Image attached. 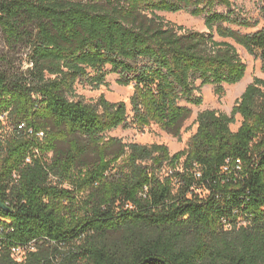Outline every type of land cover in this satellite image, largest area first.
Wrapping results in <instances>:
<instances>
[{"label": "trees", "instance_id": "16d2710c", "mask_svg": "<svg viewBox=\"0 0 264 264\" xmlns=\"http://www.w3.org/2000/svg\"><path fill=\"white\" fill-rule=\"evenodd\" d=\"M257 10L233 0H0V218L12 229L0 264H264V79L231 114L201 111L173 155L108 137L128 125L127 103L76 92L116 73L135 88L134 124L180 135L192 114L182 102L201 105L204 85L222 94L245 77L237 45L264 71V0ZM160 11H187L207 31ZM32 242L22 261L13 256Z\"/></svg>", "mask_w": 264, "mask_h": 264}, {"label": "rangeland", "instance_id": "374dc122", "mask_svg": "<svg viewBox=\"0 0 264 264\" xmlns=\"http://www.w3.org/2000/svg\"><path fill=\"white\" fill-rule=\"evenodd\" d=\"M233 2L242 11L257 15L258 5L260 0H233ZM158 15L165 18L178 26L186 28L207 31L204 19L191 15L187 11L180 12H157ZM238 50L247 63V71L245 77L236 84H225L222 94L216 92L215 85H204L200 90V95L203 97L201 105L182 104L188 105L192 108V114L182 124L180 135H175L165 129L159 124L152 123L149 126L140 128L132 122V105L131 97L135 92L133 85L124 86L118 83L119 75L116 73H109L107 75L106 84L101 85L99 88H93L87 82H78L76 84V92L80 98L86 102L96 103L100 97L104 96L111 102L125 101L128 105L131 118L126 126H120L116 129L108 131V137H116L122 139L124 143L137 142L140 144H164L169 148L170 153L173 155L188 147L190 138L196 133L198 123L196 118L198 114L206 109H215L220 112L231 114L237 100L243 95L247 86L251 84L255 78L264 79V71L262 70V63L259 59L250 55L246 49L237 45ZM26 67V66H25ZM242 123V117L238 114L236 122L231 125V128L236 131ZM48 156H52L50 152ZM170 172L169 166H164L163 172Z\"/></svg>", "mask_w": 264, "mask_h": 264}, {"label": "built area", "instance_id": "2783aa9c", "mask_svg": "<svg viewBox=\"0 0 264 264\" xmlns=\"http://www.w3.org/2000/svg\"><path fill=\"white\" fill-rule=\"evenodd\" d=\"M23 125L24 124H22L21 127ZM39 135L43 136L44 133L41 132ZM28 161H30V159H28ZM236 167H237V169H242L241 160L237 161ZM227 169H228V167H225V170H227ZM8 224H10V221L8 219L0 218V247H1V241H2V239L4 237V233L6 231L10 232L12 230V229L9 228ZM29 249H31V250H35L36 249L35 246H34V242H32L29 245V248L28 247H23L21 245L13 246L12 247V254L17 260L22 261L25 258L26 251L29 250Z\"/></svg>", "mask_w": 264, "mask_h": 264}, {"label": "water", "instance_id": "95a60500", "mask_svg": "<svg viewBox=\"0 0 264 264\" xmlns=\"http://www.w3.org/2000/svg\"><path fill=\"white\" fill-rule=\"evenodd\" d=\"M1 206L8 212L11 211V208H9L7 205H5L4 203L1 202Z\"/></svg>", "mask_w": 264, "mask_h": 264}]
</instances>
